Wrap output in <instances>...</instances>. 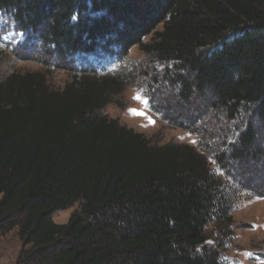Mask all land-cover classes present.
<instances>
[{"label": "trees", "instance_id": "obj_1", "mask_svg": "<svg viewBox=\"0 0 264 264\" xmlns=\"http://www.w3.org/2000/svg\"><path fill=\"white\" fill-rule=\"evenodd\" d=\"M0 13L60 58L103 42L174 62L163 79L199 107L172 116L159 84L150 107L209 126L199 147L155 145L104 113L118 75L84 70L56 89L40 71L0 74V235L17 229V264H221L209 228L227 238L237 193L264 197L249 164L264 150V0H0Z\"/></svg>", "mask_w": 264, "mask_h": 264}, {"label": "rangeland", "instance_id": "obj_2", "mask_svg": "<svg viewBox=\"0 0 264 264\" xmlns=\"http://www.w3.org/2000/svg\"><path fill=\"white\" fill-rule=\"evenodd\" d=\"M104 45L101 42L100 47L93 52H80L60 58L45 49L39 33L30 31L29 35H26L18 31L13 18L9 14L0 13L1 75L12 71H40L46 74L50 85L56 89L62 88L74 75L79 76L84 70H94L98 76L118 75L125 79L127 85L122 96L115 97L114 102L106 106V115L143 133L152 144L182 143L199 147L201 141L197 133L209 128L205 122V114L197 124L200 126L198 129H185L179 123L164 117L162 111L165 108H151L148 102L147 87L159 84L157 87L162 88L160 96L163 97V102L168 104L167 113L172 116L179 113L178 115L184 117L186 110L194 111V107H199V102L195 99L180 101L176 95L178 84L163 79L174 62L160 63L137 46L122 56L117 48L110 45L104 49ZM248 118L254 120L251 115ZM244 125L246 122L241 127ZM255 144L264 149V134H259ZM261 153L260 160H250L249 163L251 162L253 169H259L264 175V150ZM213 156L207 154V161L217 172V161ZM237 195V201L229 211L232 224L227 231L230 235L221 238L219 230L210 227L209 230L213 231L210 246L220 253L221 264H264V197H256L244 191ZM76 206L55 212L52 215L54 222L66 223ZM21 247L16 228L3 236L0 235V263L17 264Z\"/></svg>", "mask_w": 264, "mask_h": 264}, {"label": "built area", "instance_id": "obj_3", "mask_svg": "<svg viewBox=\"0 0 264 264\" xmlns=\"http://www.w3.org/2000/svg\"><path fill=\"white\" fill-rule=\"evenodd\" d=\"M181 117V116H180ZM179 119H181V118H179ZM249 164H251V162L249 163ZM249 166V165H248Z\"/></svg>", "mask_w": 264, "mask_h": 264}, {"label": "crops", "instance_id": "obj_4", "mask_svg": "<svg viewBox=\"0 0 264 264\" xmlns=\"http://www.w3.org/2000/svg\"><path fill=\"white\" fill-rule=\"evenodd\" d=\"M0 264H2V262Z\"/></svg>", "mask_w": 264, "mask_h": 264}]
</instances>
